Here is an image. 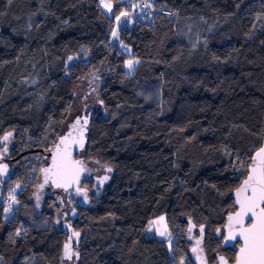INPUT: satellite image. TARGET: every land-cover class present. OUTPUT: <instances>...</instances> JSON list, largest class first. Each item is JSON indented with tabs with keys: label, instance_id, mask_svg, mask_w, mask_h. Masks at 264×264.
<instances>
[{
	"label": "trees",
	"instance_id": "1",
	"mask_svg": "<svg viewBox=\"0 0 264 264\" xmlns=\"http://www.w3.org/2000/svg\"><path fill=\"white\" fill-rule=\"evenodd\" d=\"M109 1L110 15L99 0H0V161L10 167L0 264H194L198 238L209 264L219 253L232 262L221 243L231 192L264 136V0H131L147 4L146 22ZM163 9L180 24L197 21L191 36ZM69 57L82 60L69 68ZM128 58L138 60L131 72ZM70 115L80 124L64 132L85 138L75 157L111 171L83 180L84 200L50 191L37 205L39 173ZM35 156V176L20 180ZM160 215L179 225L170 250L145 235Z\"/></svg>",
	"mask_w": 264,
	"mask_h": 264
},
{
	"label": "snow or ice",
	"instance_id": "2",
	"mask_svg": "<svg viewBox=\"0 0 264 264\" xmlns=\"http://www.w3.org/2000/svg\"><path fill=\"white\" fill-rule=\"evenodd\" d=\"M105 7L110 6L105 5ZM121 15L126 16L127 13H121ZM117 20H119V17H117ZM128 67H132L131 61L128 62ZM84 123L87 124V120ZM78 124H80V120H77L72 127L75 128ZM9 135L11 134L5 135L3 139L7 140ZM70 136L71 132L68 136L60 138L59 143L52 152L51 166L42 169L43 172L46 174L52 173L55 176L70 177L79 168L81 162L72 160L71 153L67 149ZM73 142L75 143V141ZM61 145H65V147L61 148ZM108 171H111V169H108ZM104 179H107V177ZM236 197L239 211L228 216V224L226 225L228 236L224 239L225 241H235L239 236L243 241L236 257V264H264V146L260 147L251 157V167L248 169L247 178L243 181L241 187L236 190ZM245 218L250 220L247 225H245ZM189 231H191V228ZM200 231L202 234L203 226H201ZM217 231L219 232V230ZM17 235H19V232H17ZM197 243L199 244L200 241H197ZM65 256L71 259L69 245L67 244L65 245ZM220 261L221 264H227L223 257L220 258ZM181 264H183V261Z\"/></svg>",
	"mask_w": 264,
	"mask_h": 264
},
{
	"label": "water",
	"instance_id": "3",
	"mask_svg": "<svg viewBox=\"0 0 264 264\" xmlns=\"http://www.w3.org/2000/svg\"><path fill=\"white\" fill-rule=\"evenodd\" d=\"M68 134H69V132H64L63 134H61L59 136V138L52 145L51 149L48 152L47 164L41 168V171L39 173L37 187L35 190V200H36L37 205L41 204V202H42L41 198L43 196L49 195V191H45V189H44V187H48V186L51 187L50 190L54 191L55 193H57V192L59 193L60 191L64 192V191L71 190L75 195L83 197V200L85 199V197H84L85 189H83L81 187V184H82L83 180L87 177L89 171H88L87 164L83 162V159L81 157H75V154H76L77 150L79 149V145H81L82 142H85V138H83L82 140L80 139L81 133H78V134L71 133V136L69 137L68 142H67V149L71 153V159L74 161H80L81 162L79 168L72 174V176L61 177V176H55L52 173L46 174L45 172L42 171V169H46V168H49L51 166L52 152L55 150V147L59 143L60 138L68 136ZM73 141H75V143ZM262 146H264V136H263L262 143H261L260 147H262ZM64 147H65V145H61V148H64ZM259 148H257L252 153V156L255 154L256 151L259 150ZM18 157H19V155H17L15 158H12V161L17 159ZM0 160H1V153H0ZM250 167H251V160H250V163L248 165L247 173H246L245 177L242 179L240 184L231 192V197L234 200L235 210L226 215L225 222H224L223 228H222V230H223V235H222V239H221L222 246L223 247H232V249L235 251V258L232 262H229L228 259L224 256V254L219 253L216 255V262L214 264H221V261H220L221 257L224 258V260L227 262V264H236V257L239 254V249L242 246L243 241L239 236H237L235 241H232V240L225 241L224 238L228 236V229L226 227V225L228 224V216L230 214H234L235 212L239 211V207L236 204V199H237L236 190L241 187L243 181L247 178L248 169ZM9 169H10V167L8 166V164L5 161H0V200H1V195L3 192L2 181L5 180L6 177L8 176ZM46 176H47V178H46ZM57 185H60V186L58 187ZM44 192H46V193H44ZM38 194H41L39 202H38V199H39ZM248 223H250V220L245 218V225H247ZM219 235L220 234H218V236ZM197 241H200V238H198ZM197 241H196V245L193 246L191 248V251H190L193 263L194 264H209L206 260L205 255L203 254L202 250L198 246ZM237 242H238V244H236ZM193 249H195V251L197 250L199 252L195 253V251H193Z\"/></svg>",
	"mask_w": 264,
	"mask_h": 264
},
{
	"label": "rangeland",
	"instance_id": "4",
	"mask_svg": "<svg viewBox=\"0 0 264 264\" xmlns=\"http://www.w3.org/2000/svg\"><path fill=\"white\" fill-rule=\"evenodd\" d=\"M123 1L126 4H131V6H134V7H136V5L140 2V1L134 2V1H131V0H123ZM99 5H100V7L103 9V11L106 14H108V15L111 14L112 3L109 0H99ZM105 5H109L110 7H105ZM127 14H129V15H126V17H122L121 18L122 22L126 23V25H131V23H132L131 10L128 11ZM165 18H166V20H169V21L173 22V24L175 25V29H176L177 33L180 30H184L185 36H187V37L189 35L191 36V34H192V32L189 31L190 28L193 29L197 25V21H192L191 25H190V22H187V23L183 22L182 24H180L177 21L178 18H176V17L175 18L174 17H170L169 18V17L165 16ZM115 42H116L117 46L125 54H130L131 53V48L129 46H126V45L122 44L121 42H119L118 33L115 35ZM81 60L82 59H80L79 57H69L67 62H66V66L70 68V67H72L74 65V63H77V62H79ZM129 61L132 62V67L131 68L128 67V62ZM137 61L138 60L136 58H128L125 61V69L127 70V72H131L133 70V68L136 65ZM96 81L99 82L100 80L97 79ZM89 96H88V98H90V99H91V97L95 98V100L97 99L96 98V93H91ZM79 98H81V95H80ZM82 100H84V99H81V101ZM95 107H97V105ZM72 118H73V116L70 115L68 117V119L66 120V122L63 124V126H62L63 132H64V130L66 131V129H69V128L72 127V123H70L72 121ZM28 159L29 160L32 159V161L29 163V165L28 164L25 165L24 173L23 174H19L20 176L18 175L19 179L22 180V181H29L30 179H32L35 176L36 166H38L37 163L40 161V157H37V156L28 157ZM87 167H88V171H89L88 175L95 174V173H97V171H98V176H100V174L102 176H106L109 173V171L107 169H99L98 170L97 168L95 169V167L93 165H91V164H87ZM13 183L16 184V180ZM20 186H22V184L19 182L18 185L16 186V188L13 191L10 190L8 192L7 198H4V200H6L8 203H10V207L12 205H14V199L13 198H14V196H16ZM44 189H45V191H49V193L51 191L49 186L48 187H44ZM44 193H46V192H44ZM85 195H86V193H84V197H85ZM40 196H41V194H38V197H39L38 202L40 200ZM10 210L8 211L7 217H10L11 214H12L11 213L12 210L11 211ZM59 213L60 212L58 211V214ZM25 216L28 219V221H31L32 219L34 220L35 218H38L37 213H35L30 206L26 208ZM161 217H163V219H161ZM42 220H43L42 218L41 219L39 218L38 219V224H42L43 225L44 223H43ZM19 227H23V226H19ZM178 231H179V225H178L177 221H175L173 223V220H169V219L166 218V216L160 215V216L152 219L151 221H149V223L147 224V226L145 228V235L149 236V237H154V238H157L159 240L164 241L166 246L170 250L171 246H172V244L174 242V239H175V237H176V235L178 233ZM161 233H163V235H161ZM196 252H199V251L196 250L195 253ZM182 261H183V264H188L185 258H180L179 260L175 261L174 263L175 264H181ZM66 264H71V263L66 261Z\"/></svg>",
	"mask_w": 264,
	"mask_h": 264
},
{
	"label": "built area",
	"instance_id": "5",
	"mask_svg": "<svg viewBox=\"0 0 264 264\" xmlns=\"http://www.w3.org/2000/svg\"><path fill=\"white\" fill-rule=\"evenodd\" d=\"M136 10L139 12V17L142 21L146 22L149 19V16L151 15V10L149 9V7L147 6V4L145 2H139L136 5ZM161 13L163 15H166L167 17H171V16H177L176 14L172 13L170 10L167 9H163L161 10ZM5 203H7L6 200H4ZM22 231V230H21Z\"/></svg>",
	"mask_w": 264,
	"mask_h": 264
},
{
	"label": "flooded vegetation",
	"instance_id": "6",
	"mask_svg": "<svg viewBox=\"0 0 264 264\" xmlns=\"http://www.w3.org/2000/svg\"><path fill=\"white\" fill-rule=\"evenodd\" d=\"M74 134H75V133H74ZM50 188H51V187H50ZM53 192H54V191H53ZM54 194H60V192H59V193L57 192V193H54Z\"/></svg>",
	"mask_w": 264,
	"mask_h": 264
}]
</instances>
